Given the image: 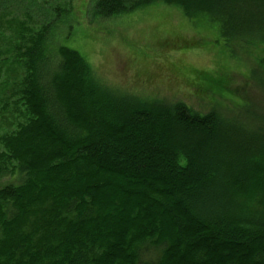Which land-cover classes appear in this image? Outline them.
I'll use <instances>...</instances> for the list:
<instances>
[{"label": "trees", "instance_id": "16d2710c", "mask_svg": "<svg viewBox=\"0 0 264 264\" xmlns=\"http://www.w3.org/2000/svg\"><path fill=\"white\" fill-rule=\"evenodd\" d=\"M157 3L202 17L232 57L260 56L264 0H95L92 12ZM73 12L72 0H0V121L8 92L20 118L0 133V264H264V204H251L264 129L104 84L64 45ZM172 39L168 50L186 41Z\"/></svg>", "mask_w": 264, "mask_h": 264}, {"label": "rangeland", "instance_id": "374dc122", "mask_svg": "<svg viewBox=\"0 0 264 264\" xmlns=\"http://www.w3.org/2000/svg\"><path fill=\"white\" fill-rule=\"evenodd\" d=\"M94 3L72 0L76 22L63 41L82 53L104 84L142 99L183 101L199 113L217 110L250 130L264 129L252 118L264 117V64H258L264 47L260 56L254 47L240 48L232 57L218 36L198 25L202 17L191 19L176 6L157 3L103 20L93 15ZM173 35L186 40L177 51L168 50ZM8 69L4 65L0 73L6 75ZM9 80L14 83L18 74ZM10 93L5 96L9 116L0 121V133L20 121ZM251 204L263 206L264 195Z\"/></svg>", "mask_w": 264, "mask_h": 264}]
</instances>
